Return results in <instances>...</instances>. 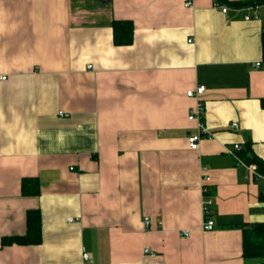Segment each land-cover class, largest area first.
Listing matches in <instances>:
<instances>
[{
  "label": "crops",
  "instance_id": "1",
  "mask_svg": "<svg viewBox=\"0 0 264 264\" xmlns=\"http://www.w3.org/2000/svg\"><path fill=\"white\" fill-rule=\"evenodd\" d=\"M244 1L0 0V264H264L240 229L264 224V176L226 152L264 162V6L244 20ZM197 85L210 136L192 150ZM36 209L41 241L1 245Z\"/></svg>",
  "mask_w": 264,
  "mask_h": 264
},
{
  "label": "trees",
  "instance_id": "2",
  "mask_svg": "<svg viewBox=\"0 0 264 264\" xmlns=\"http://www.w3.org/2000/svg\"><path fill=\"white\" fill-rule=\"evenodd\" d=\"M225 0H217L218 3H223ZM264 3V0H250L238 3H230L232 7L245 6L252 3ZM112 26V41L116 46L130 45L132 41L133 26L129 20H113ZM261 52L262 61L264 62V25L261 33ZM246 165L255 166V171L261 176H264V162L256 156L247 154V148L244 146L237 152ZM39 181L37 177H24L21 179L20 192L23 195L35 196L39 192ZM26 230L22 236H7L2 238L1 245L7 246L10 244L17 245H37L41 241L40 236V213L39 210H27L25 214ZM242 230V255L247 258H264V224H244L240 226Z\"/></svg>",
  "mask_w": 264,
  "mask_h": 264
},
{
  "label": "built area",
  "instance_id": "3",
  "mask_svg": "<svg viewBox=\"0 0 264 264\" xmlns=\"http://www.w3.org/2000/svg\"><path fill=\"white\" fill-rule=\"evenodd\" d=\"M185 5H189V2H187ZM260 6H264V4L252 3L249 5H245V6L231 7V9L234 11H238V10L252 11V14L247 13V14L243 15V19L244 20H253V19H257L256 10L259 9ZM214 7L221 9L222 13L226 12L229 9L228 6L218 3L217 0H214ZM263 16H264V13H263ZM259 65H260V62L254 63V66H259ZM87 67L90 68L89 65ZM5 78H6V75H2L0 77V80L2 81ZM204 89H205L204 85H197L195 87V89H189V90H186V92H185L187 97L197 99L196 106L194 108H192L191 110H189V112H188L189 115L187 117L188 120H194L195 122H197L196 128H198L196 134H191V135L187 136V143H188L190 149H192V150L197 149V147L199 145L198 141L201 137H209L210 136L209 131L202 124L203 104L200 101L201 98H199V97L204 92ZM229 126L233 129L237 128L235 123H231ZM240 148H241V146L239 144H233L231 147L227 148L226 152H228L231 155H234V153L236 151H239ZM237 162L239 164H242V163L244 164V162L241 161L240 158L237 159ZM244 165L247 167V169L251 173H253L255 176H257V174L255 173V167L254 166L246 165V164H244ZM205 179L207 180V178H205ZM205 191H206V189H203V192H205ZM201 202H202V217H203L202 229L209 231V230H212L214 227L212 217L210 216L211 215L210 205H211L212 201H210V199H208V197L202 196ZM148 223H149V220L147 218H145V224L148 225ZM143 251L145 253L151 254L149 248L144 247ZM83 257L86 259L88 257L87 253L83 252Z\"/></svg>",
  "mask_w": 264,
  "mask_h": 264
}]
</instances>
